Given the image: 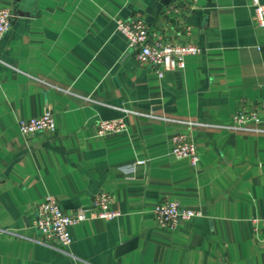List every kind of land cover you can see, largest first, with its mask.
<instances>
[{
	"label": "crops",
	"instance_id": "crops-1",
	"mask_svg": "<svg viewBox=\"0 0 264 264\" xmlns=\"http://www.w3.org/2000/svg\"><path fill=\"white\" fill-rule=\"evenodd\" d=\"M0 6L14 14L0 36V264H264V133L132 112L230 123L241 109H257L264 119V27L250 0ZM138 17L150 41L201 51L159 77L117 29V19ZM46 111L54 131H20L19 120ZM112 118L129 129L99 135V120ZM176 133L197 144L196 165L171 154ZM102 193L116 216L73 225L69 246L36 228L46 196L66 213L91 215ZM168 198L201 213L161 225L154 208Z\"/></svg>",
	"mask_w": 264,
	"mask_h": 264
},
{
	"label": "built area",
	"instance_id": "built-area-1",
	"mask_svg": "<svg viewBox=\"0 0 264 264\" xmlns=\"http://www.w3.org/2000/svg\"><path fill=\"white\" fill-rule=\"evenodd\" d=\"M254 7L256 24L264 27V2L250 0ZM14 14L9 7L0 6V36L7 32ZM117 29L126 38L129 47L135 49L136 58L142 64L153 67L159 77L185 65L189 54L199 53L201 48L195 44H175L163 39L149 40V27L140 17L129 20L117 19ZM145 117L168 122L184 123L189 126L224 128L230 131L264 133V119L257 109H241L230 123H207L199 120L183 119L155 113L132 111ZM19 129L25 135L41 131H54L57 123L49 111L41 116L19 120ZM129 129L123 118L101 119L98 133L101 136L120 133ZM171 154L177 159H188L196 165L200 159L197 144L186 133H176L171 139ZM111 195L102 193L94 199L96 210L90 215L81 207L73 213H66L60 203L52 196H46L36 206V228L45 236L56 238L63 246L73 242L71 227L89 217L113 218L116 213L110 210ZM157 223L176 228L183 220L199 215L201 212L183 207L177 199L168 198L154 208ZM264 225V215L258 219Z\"/></svg>",
	"mask_w": 264,
	"mask_h": 264
},
{
	"label": "water",
	"instance_id": "water-1",
	"mask_svg": "<svg viewBox=\"0 0 264 264\" xmlns=\"http://www.w3.org/2000/svg\"><path fill=\"white\" fill-rule=\"evenodd\" d=\"M28 13H29V11H27ZM128 244V243H127ZM127 244L126 245H124V246H122L119 250H125L128 246H127Z\"/></svg>",
	"mask_w": 264,
	"mask_h": 264
}]
</instances>
